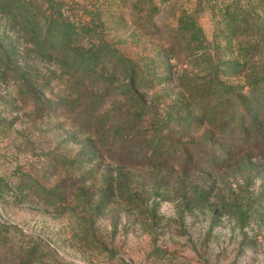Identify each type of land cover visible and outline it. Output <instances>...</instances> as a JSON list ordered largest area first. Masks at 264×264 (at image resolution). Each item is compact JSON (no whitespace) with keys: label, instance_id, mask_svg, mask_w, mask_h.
I'll return each mask as SVG.
<instances>
[{"label":"rangeland","instance_id":"rangeland-1","mask_svg":"<svg viewBox=\"0 0 264 264\" xmlns=\"http://www.w3.org/2000/svg\"><path fill=\"white\" fill-rule=\"evenodd\" d=\"M190 18L206 54H185ZM231 32L246 35L242 45L261 44L264 0H0V264H264V174L231 183L223 193L232 207L215 214L181 204L173 183L156 190L167 172L142 156L115 166L123 140L106 147L86 133V114L95 124L108 115L116 129L132 97L131 63L172 147L180 152L189 137L212 143L200 122L190 127L198 109L185 91L212 79V57L231 50ZM229 59L219 78L244 93L246 78ZM92 95L97 103L83 102ZM203 150L217 160L211 146ZM119 173L140 190L141 207L104 194L103 174ZM78 187H92L93 216L72 202Z\"/></svg>","mask_w":264,"mask_h":264},{"label":"trees","instance_id":"trees-1","mask_svg":"<svg viewBox=\"0 0 264 264\" xmlns=\"http://www.w3.org/2000/svg\"><path fill=\"white\" fill-rule=\"evenodd\" d=\"M182 27L185 33L181 42L186 46L185 54L188 57L206 54V51L199 47L205 38L204 34L199 33V22L190 18ZM41 33L44 34H40L44 41L51 39V35L43 29ZM244 36L246 35L234 32L228 34L227 39L232 48L228 52L219 51L212 57L217 63L212 79L199 90L187 88L185 91L198 109L195 111L196 116L190 121V127L192 123L200 122L206 128L204 135L214 137L212 143L189 137L180 146V152L172 147L169 138L163 135L164 118L154 110L153 104L148 102L141 90L137 68L131 63H128L125 69L124 80L128 86L126 95L132 93V97L126 99L128 109L118 116L116 129L107 128L108 115H102L104 120L95 124L93 118H88L86 114L85 123L90 127L86 133L94 138V143L107 145L106 147H115L123 140L119 151L117 146L114 153L115 166L134 165L143 157L144 164L153 172L166 171L167 174H164L161 182L155 183V188L159 190L160 186L173 183L176 190H179L181 204H208L215 214L230 209L232 203L228 202L223 190L229 191L230 184L236 181L252 183L258 175L264 174V37L260 35L263 45L257 40L252 44L242 45ZM253 38L252 36L250 39ZM214 42L216 45L221 42L219 36L214 37ZM224 55L231 57L226 62L234 69L237 67L238 72L246 78L244 93H234L232 85L219 78V66L221 62H225ZM88 71L89 68L85 70L86 73ZM100 97L92 95L84 98L83 102L88 100L97 103ZM72 102L75 105L79 100ZM119 124L122 126H118ZM107 140L111 144H107ZM204 145L212 147V152L217 155L216 161L208 155L205 156L204 150L201 151V146ZM230 164L235 166L232 169L233 174H226ZM103 180L104 194L119 196L133 209L141 207L145 202L138 192L139 189L133 191L129 174H103ZM188 180L189 185L186 184ZM194 180L196 183H193ZM78 189L73 192L72 202L78 201L85 212L93 216L90 195L92 187Z\"/></svg>","mask_w":264,"mask_h":264}]
</instances>
